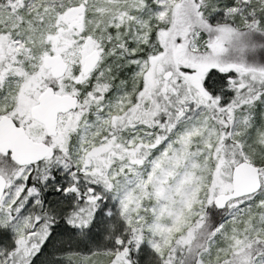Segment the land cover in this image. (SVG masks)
<instances>
[{
	"label": "snow or ice",
	"instance_id": "obj_1",
	"mask_svg": "<svg viewBox=\"0 0 264 264\" xmlns=\"http://www.w3.org/2000/svg\"><path fill=\"white\" fill-rule=\"evenodd\" d=\"M0 264H264V0H0Z\"/></svg>",
	"mask_w": 264,
	"mask_h": 264
}]
</instances>
